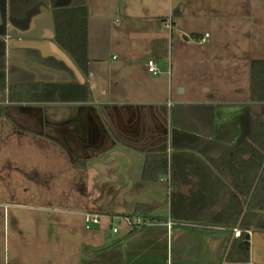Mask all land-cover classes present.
I'll return each instance as SVG.
<instances>
[{
  "label": "crops",
  "instance_id": "crops-1",
  "mask_svg": "<svg viewBox=\"0 0 264 264\" xmlns=\"http://www.w3.org/2000/svg\"><path fill=\"white\" fill-rule=\"evenodd\" d=\"M161 1L106 0L105 7L123 19L125 36L115 40L109 38L108 15L80 17L91 0H49L40 7L0 0V79H7L0 94L25 86L23 97L31 104L26 114L39 112L26 124V137L66 167L27 171L42 189L58 182L62 205L77 206L73 216L102 215L91 234L71 222L70 241L44 264H242L228 256L236 238L232 229L246 213L255 220L247 230L252 235L245 264H264V208L257 209L264 205V177L248 208L264 175V160L258 169L252 154L258 142L264 144V136L253 135L264 121V40L255 43V34L240 25V14L252 16L241 0L229 9L235 18L191 9L192 0L188 16L179 1L175 18ZM198 17L206 18L208 36L179 40L185 49L175 57L174 76L167 53L174 27L179 35L192 33ZM63 24L85 27L84 56L57 41ZM83 41L75 37L72 43ZM257 45L259 50L252 48ZM149 60L157 73L148 70ZM96 74L100 85L93 82ZM18 109L7 107L16 115ZM113 215L149 216L157 223L138 227L122 220L114 232Z\"/></svg>",
  "mask_w": 264,
  "mask_h": 264
},
{
  "label": "rangeland",
  "instance_id": "rangeland-1",
  "mask_svg": "<svg viewBox=\"0 0 264 264\" xmlns=\"http://www.w3.org/2000/svg\"><path fill=\"white\" fill-rule=\"evenodd\" d=\"M159 1L162 3L161 0ZM179 1L166 0L167 4L164 6L169 9L168 12L171 11V16L175 15V18ZM232 1L236 2L233 3ZM238 1L208 0L206 2L205 0H192L190 8L202 7L204 13L208 11L211 17L235 18V12L229 9L235 7ZM105 2L106 0H91L87 10L84 9L80 17H84L86 20L89 16H92L93 19V17L99 18L108 15L106 23L112 27L109 38L117 40L119 34L125 36V31L120 30L123 28V19L113 9L110 10L105 7ZM181 2H184L188 16V10H190L188 0H181ZM241 7L242 9L251 8L250 13H252V16L245 17L240 14L242 21L240 25L242 28H249L252 36L255 34L253 37V39H256L255 43L261 42V39L263 41L264 0H241ZM191 15L193 14L191 13ZM205 19L198 17L197 21L194 22L196 25H190V28H195L192 33L187 31L179 35L178 29L176 26L174 27L173 50L171 43L167 49L168 59L170 61L172 59L173 62L174 76L178 72V62L175 57L178 53H183L185 49L183 47L184 42L179 45V40L185 41L186 37L188 40H192L195 38L194 35L199 40L202 35L206 37L208 22ZM247 43H251V40H247ZM252 48H258L259 50L260 45ZM116 49L113 46L112 54L117 56L118 51ZM2 50L3 46L0 43V51ZM144 53L148 54L149 51L145 49ZM183 76L185 81L188 80V71ZM100 80V76L96 74L93 82L100 85ZM6 92L7 90H4L0 94V264H44L47 260L54 259L55 248L58 245H63L64 240H67V243L70 241V223H78L79 225L82 223L83 228L85 223L81 217L70 214L71 210H76V205H73L74 207L69 203L62 205L65 199L62 193L60 194L61 190H57L59 189L58 182H56L57 188L42 189L36 180L37 177L29 175L27 170L30 167L47 166L48 164L52 168L53 166L54 168L58 167L59 164H61L62 169L66 167L63 165V161L60 162L58 155L46 156V154L40 152L41 150L38 149L36 142L28 140L26 136H19V129H26V124H30L32 118L37 117L39 112L35 115L34 108L28 107L34 113L30 118L29 114H26V106L31 104L26 102V98H24V101L13 102ZM14 106L20 107L16 111L18 112L17 115L11 110H7V107ZM27 129L30 128L27 127ZM18 138H22V140L19 141ZM59 175L58 172L53 173L52 181L55 182ZM131 218L134 220L136 215L131 216ZM122 220H114L113 225L116 226ZM96 225L98 224H91L92 230L95 229ZM91 226L88 229L84 228L89 234H91L89 232ZM76 229V232L80 234L79 230H82V228L77 227ZM102 230L106 229L103 228ZM43 249L50 250L53 254L45 256Z\"/></svg>",
  "mask_w": 264,
  "mask_h": 264
},
{
  "label": "trees",
  "instance_id": "trees-1",
  "mask_svg": "<svg viewBox=\"0 0 264 264\" xmlns=\"http://www.w3.org/2000/svg\"><path fill=\"white\" fill-rule=\"evenodd\" d=\"M64 17L65 16H63L62 20H65ZM55 37L64 49L70 50L72 46V49L78 50L79 56H84L85 40H86V31H85L84 26L79 25L78 28L71 30L67 28L66 24H63V27L59 28L57 35ZM75 37L80 40H84V41L80 42V44L77 43V46H76L75 43H72ZM24 87H25L24 85L10 86V89H8L9 99L13 102L24 100L23 91H22ZM254 133L255 134L253 135L264 136V121L257 123ZM252 138H254V136H252ZM254 139L257 140V138H254ZM258 145H260V148L258 149L256 148L254 151H252V154L254 153L257 157V167L259 169L264 160V144H262L261 142H258ZM263 177L264 175L260 176L258 179L257 189L252 194V199H251V202L248 208L252 206L255 195L260 193L259 185L261 186V183L263 182L262 181ZM251 190H252V184L247 185V197L250 195ZM263 208H264L263 204H258L257 209H263ZM239 210H241V213H242L243 207L240 206ZM254 220H255L254 214L249 216L248 213H246L243 219L241 220L240 224H238V227H240L243 231L241 232V235L239 237H236L234 239L231 250H230V254L228 256V261H238V262H241L242 264H245L249 261L251 243H250V234L247 232V230L251 229L254 226Z\"/></svg>",
  "mask_w": 264,
  "mask_h": 264
},
{
  "label": "built area",
  "instance_id": "built-area-1",
  "mask_svg": "<svg viewBox=\"0 0 264 264\" xmlns=\"http://www.w3.org/2000/svg\"><path fill=\"white\" fill-rule=\"evenodd\" d=\"M207 36L208 34H206V37ZM148 70L152 73H157L158 69L153 60L148 61ZM101 219H102V215L98 213L87 212L84 214V221L86 228H89L93 223H100ZM111 219L112 222H114V220L116 219H123L128 224H132L138 227H149L157 223V221H155L151 217L142 216V215H136V218L134 220L131 218L130 215H113L111 216ZM117 229H118L117 226L112 225V230L114 232H116ZM232 230L236 237H239L241 235V232L243 231L240 227H234ZM248 232L250 233V235H252L251 231Z\"/></svg>",
  "mask_w": 264,
  "mask_h": 264
},
{
  "label": "flooded vegetation",
  "instance_id": "flooded-vegetation-1",
  "mask_svg": "<svg viewBox=\"0 0 264 264\" xmlns=\"http://www.w3.org/2000/svg\"><path fill=\"white\" fill-rule=\"evenodd\" d=\"M16 1H19V0H16ZM66 1H69V0H66ZM21 2H22V0H21ZM23 6L26 7V4L23 3ZM24 25L26 26V21H24ZM2 56H4V53H2V51H0V57H2ZM1 76L3 77V72H2V75ZM4 76H6V73L4 74ZM6 86H7V79H6L5 82H4V80L0 79V87H3L4 88ZM19 134H20L19 136L25 137L26 136L25 135L26 134V129L20 128L19 129ZM18 140L21 141L22 138H18Z\"/></svg>",
  "mask_w": 264,
  "mask_h": 264
},
{
  "label": "water",
  "instance_id": "water-1",
  "mask_svg": "<svg viewBox=\"0 0 264 264\" xmlns=\"http://www.w3.org/2000/svg\"><path fill=\"white\" fill-rule=\"evenodd\" d=\"M43 2H44V4H48L49 0H22V3H24V4H26V3L31 4V5L36 4V5H39V7H40V5H42ZM54 46H55L56 50H58V52H60V54L64 55V57H67L65 55V53L60 48H58L56 45H54Z\"/></svg>",
  "mask_w": 264,
  "mask_h": 264
}]
</instances>
